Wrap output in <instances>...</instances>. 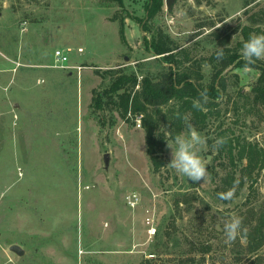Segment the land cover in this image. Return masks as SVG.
Masks as SVG:
<instances>
[{"label":"rangeland","instance_id":"374dc122","mask_svg":"<svg viewBox=\"0 0 264 264\" xmlns=\"http://www.w3.org/2000/svg\"><path fill=\"white\" fill-rule=\"evenodd\" d=\"M144 1L0 0V55L8 61L0 69V264H144L155 242L153 264H182L186 256H194L186 264H247L244 236L225 243L223 225L236 214L243 229L263 208L264 166L246 202L247 184L236 189L240 165L229 163L228 145L221 153L212 145L227 138L264 146V113L237 94L254 85L259 69L227 71L216 113L204 124L191 122L208 137L201 153L208 176L200 183L167 167V144L176 135L170 120L158 130L164 164L154 171L142 115L126 118L111 102L101 109L93 104L94 90L107 88L120 72L141 79L163 71L144 45L138 20ZM261 8L264 0H176L170 8L163 3L149 24L189 50L206 84L216 37L229 34L226 45L237 48L244 25L264 31L253 20ZM55 49L71 67L54 65ZM185 64L197 68L192 60ZM227 173L236 177L228 202L218 198L227 187L217 189ZM130 196L137 197L134 206ZM147 217L156 228L152 236ZM12 244L23 253L10 250ZM208 244L207 253L195 249ZM259 254L256 263L264 264V245Z\"/></svg>","mask_w":264,"mask_h":264},{"label":"trees","instance_id":"16d2710c","mask_svg":"<svg viewBox=\"0 0 264 264\" xmlns=\"http://www.w3.org/2000/svg\"><path fill=\"white\" fill-rule=\"evenodd\" d=\"M118 1L122 4V0ZM163 3L164 0H145V16L143 20L138 18L141 22V29L144 31L145 48L155 56V59L160 61L163 71L144 73L141 79H138L134 72H120L111 80L107 88L100 91L94 90L92 98L94 106L98 109H101L106 102H111L122 117H126L128 112L132 115H142L146 153L154 171H159L164 164V141L161 136H157L162 122L170 120L171 134L180 133L186 117L194 124H204L208 115L216 113V100L226 90L225 74L227 71L236 67L250 66L259 69V75L254 85L248 91H245L243 87L239 88L237 94L240 99L259 107V110L264 113V61L257 60L254 64L246 66L239 52V48L247 41L254 28L248 25L242 27L243 39L237 43V48L226 45L229 41V34L216 37L217 45L224 48L225 56L224 59L218 61L215 56L216 49L208 55L207 60L213 71L209 81L204 84L202 82L204 74L198 69L200 63L195 58L194 60L191 58L189 50L177 46L174 40L160 27L152 28L149 24ZM253 20L264 24V8L253 15ZM120 30L122 31V27ZM254 31H256L254 34L264 33L260 28ZM147 32H150L149 37L146 36ZM190 60L197 64V68L185 64ZM136 85H138L137 88H135ZM202 90H207L209 102L204 104L202 109L197 110L193 108V101L199 98V93ZM163 106L167 107L166 111H163ZM224 141L223 145L219 147V153L228 145V161L234 168L240 165V175L237 179L234 173L222 176L220 184H217V189L220 187L219 189L223 190L227 187V190H232L233 181L236 179L238 182L236 189L247 184L248 196L245 198L247 202L255 189L257 174L264 166V146L247 140L224 138ZM253 214V218L243 228L246 229V234L243 236L245 238V253H248L247 264H258L256 262L262 257L259 251L264 245V206L260 210H255ZM159 244V242L152 244L148 253L154 254L155 257V249ZM191 244V246L195 245L193 242ZM210 248L211 245L208 244L195 249L203 254L207 253ZM193 258L194 256H186L182 260L184 261L182 264H186V261H193ZM149 262L150 259L144 258V264Z\"/></svg>","mask_w":264,"mask_h":264},{"label":"clouds","instance_id":"9594fccd","mask_svg":"<svg viewBox=\"0 0 264 264\" xmlns=\"http://www.w3.org/2000/svg\"><path fill=\"white\" fill-rule=\"evenodd\" d=\"M240 54L246 66L264 59V34H250L247 41L243 43ZM215 56L218 61L224 59V48H216ZM208 102L207 90H202L199 93V98L193 101V108L200 110ZM184 123L185 131L176 134L172 142L168 141L167 146L171 149V160L167 167L193 183L204 182L208 176L209 161L201 153L207 150L208 137L201 134L190 120L185 119ZM224 142V138L216 140L212 145L213 150H218ZM234 196L235 193L232 190L218 193V198L226 201L233 200ZM223 232L225 243H234L238 237L246 234V229H242V218L232 214L230 219L225 221Z\"/></svg>","mask_w":264,"mask_h":264},{"label":"built area","instance_id":"2783aa9c","mask_svg":"<svg viewBox=\"0 0 264 264\" xmlns=\"http://www.w3.org/2000/svg\"><path fill=\"white\" fill-rule=\"evenodd\" d=\"M53 55H54L53 61H54L55 66H59V67H63V68L71 67V65H69V57L63 50L55 49L53 52ZM73 67L79 71V70H81L82 66L76 65ZM136 120L138 121V119H136ZM138 125H139V121H138ZM136 201H137L136 196H130L129 197L128 202L131 206H134ZM146 223L148 225L147 233L149 234V236L154 235L156 228H155V226H153V221L149 217H147ZM146 258L151 260L152 258H154V254L148 253V254H146ZM148 264H153V263L149 262Z\"/></svg>","mask_w":264,"mask_h":264},{"label":"water","instance_id":"95a60500","mask_svg":"<svg viewBox=\"0 0 264 264\" xmlns=\"http://www.w3.org/2000/svg\"><path fill=\"white\" fill-rule=\"evenodd\" d=\"M176 0H164V3L167 8H170ZM104 161L107 162V154H104ZM10 250L14 251L17 254H22L23 249L18 244H12L10 245Z\"/></svg>","mask_w":264,"mask_h":264},{"label":"crops","instance_id":"0c3cea01","mask_svg":"<svg viewBox=\"0 0 264 264\" xmlns=\"http://www.w3.org/2000/svg\"><path fill=\"white\" fill-rule=\"evenodd\" d=\"M6 66H8V61L3 59L2 56L0 55V69L7 68Z\"/></svg>","mask_w":264,"mask_h":264}]
</instances>
